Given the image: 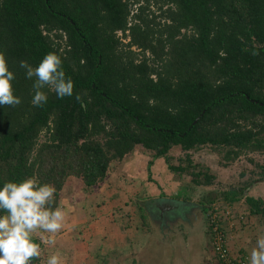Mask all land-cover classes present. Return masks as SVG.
<instances>
[{
	"label": "trees",
	"instance_id": "1",
	"mask_svg": "<svg viewBox=\"0 0 264 264\" xmlns=\"http://www.w3.org/2000/svg\"><path fill=\"white\" fill-rule=\"evenodd\" d=\"M0 51L22 98L0 107V187L35 176L61 206L70 177L97 185L138 145L167 162L180 146L189 164H170L178 174L205 146L230 162L264 153V0H0ZM50 51L83 107L47 88V103L31 104L19 63ZM202 173L191 171L195 183L211 184ZM254 180L224 198L240 200ZM245 198L264 219V200Z\"/></svg>",
	"mask_w": 264,
	"mask_h": 264
},
{
	"label": "rangeland",
	"instance_id": "2",
	"mask_svg": "<svg viewBox=\"0 0 264 264\" xmlns=\"http://www.w3.org/2000/svg\"><path fill=\"white\" fill-rule=\"evenodd\" d=\"M126 40L128 41V39ZM190 154L195 167L193 165L188 171L178 174L170 169V164H189L187 152L180 146H175L170 150L171 159L167 162L164 158L155 157L154 151L138 145L134 153L128 154L124 160L114 161L110 165L107 178L97 185L87 187L82 178L70 177L64 185L61 196V206L66 212L64 226L59 233L52 234L55 240L54 244H41L42 255L38 264H46L49 254L56 252L60 253L62 264H80L69 260L64 254L69 251V255L73 257L81 252L79 247H75V242L81 238L78 236L79 233L76 232L82 230L101 232L103 236H98V240H95V242L92 238L93 246L96 244L99 249L96 257L92 255V251L90 252L91 259H97L101 264H117L115 260L117 255L114 254V239L112 237L113 226H120L129 221L131 223V217L134 214L130 209L132 206L143 214L144 224L147 225L148 222H151L154 230L161 234L167 231L163 232L159 227L165 223L166 219L170 221L167 225L171 228L176 227V224L180 222V218H189L188 221L193 225L191 228L185 227L184 229L187 237H189L188 240H185L186 246H182L175 240L173 243L176 245L170 244L168 246L170 254L155 256V260H158L160 264H182L181 260H184L185 251L192 249L191 239L200 227L201 216H205L207 219L212 207H218L219 212L222 213L230 212L225 217L229 232L235 230L239 222L242 223L239 226L243 225V229L248 226L246 232H242V234L247 241L246 244L253 248L257 237L264 234V219L261 215L252 213L245 196H253L264 200V178L262 177V168L259 166L264 163V153L243 154L231 162L224 159V154L214 150L211 146H205L194 152L190 151ZM155 169L160 171L163 176H158ZM192 170L203 172L201 176L196 177L199 180L206 179L204 173L213 175L212 183H195L194 175L191 174ZM149 171L153 174V177L160 179L164 184L161 190L156 187L154 189L148 188V190L141 189L140 182L149 179ZM150 178L152 179V176ZM250 179H255L254 183L245 190L240 200L231 203L224 198L225 192L229 190L247 187L246 183ZM142 193L143 198L140 197ZM148 196L182 198L186 202L182 201L180 209H173L164 212V214L158 209L156 215L150 212L153 203L145 202V197ZM185 197H188V199ZM207 197H210L211 200H208ZM184 212L186 215H184ZM172 213L175 214L172 215ZM198 224L199 226L196 227ZM203 226L206 229L208 228L207 235L209 239H207V243L210 245L212 237L210 231H208V219L204 221ZM122 227L124 228L123 225ZM193 227L195 228L193 229ZM43 235L47 237L50 234L44 233ZM229 235L230 237L234 236L232 233H229ZM75 237H77V240ZM83 241H86V238ZM166 246L165 242V248ZM88 250H93V247H89ZM209 251H211L210 248ZM159 254L165 253L160 251ZM133 258H136L135 255L132 256Z\"/></svg>",
	"mask_w": 264,
	"mask_h": 264
},
{
	"label": "clouds",
	"instance_id": "3",
	"mask_svg": "<svg viewBox=\"0 0 264 264\" xmlns=\"http://www.w3.org/2000/svg\"><path fill=\"white\" fill-rule=\"evenodd\" d=\"M32 85L34 107H43L48 101L47 88L58 98L73 97L84 106L86 94L75 93L74 82L66 75L63 58L55 51L44 55L38 66L21 60ZM16 76L10 70L6 53L0 51V107H16L22 98L15 93ZM57 189L51 183H41L35 176L20 181L5 182L0 187V264H32L41 258V244H54L52 234L59 233L66 218L62 206L54 204ZM50 234L47 237L43 234ZM40 239V243L36 242ZM46 264H62L59 252L49 254ZM249 264H264V234L259 235L250 251Z\"/></svg>",
	"mask_w": 264,
	"mask_h": 264
},
{
	"label": "crops",
	"instance_id": "4",
	"mask_svg": "<svg viewBox=\"0 0 264 264\" xmlns=\"http://www.w3.org/2000/svg\"><path fill=\"white\" fill-rule=\"evenodd\" d=\"M155 170L157 171V169ZM157 175L161 176L162 174L160 171H157ZM151 176L152 179L150 178ZM149 180H152L153 182H148ZM140 185L142 187L141 189L145 190H148V188L154 189L155 187L158 190H161L164 187V184L161 182V180H158L155 176L153 177V174L150 173V171L149 179L142 180L140 182ZM158 197L148 196L147 199ZM180 199L182 198H179V200ZM186 199H188V197H186ZM207 199L209 200L210 197H207ZM204 207L203 209H205ZM130 209L131 212L134 213L133 216L130 214V216H132L131 223L129 221L128 223L121 224L120 226H113L112 237L114 239V254L117 255V259H115L117 264H136L138 262V264H160L158 260H155V256L170 254V249L168 248V246L170 244L173 246L176 245L173 243L175 240H177L182 246H186L187 243L185 242V240H188L189 237H187V234L185 233L184 229L185 227L191 228L193 226L188 221L189 218H180V222L178 221L179 223L176 224V227L173 228L167 225L170 221L166 219L164 221L165 223H163L159 227L163 230V232H165L166 230L167 231L166 233L161 234L160 232L154 230V226L151 224V222H148L147 225L143 223V214L140 211L136 210L137 208H134V206H132ZM150 212L152 214L157 215L158 209L153 205L150 207ZM184 215H186L185 212ZM201 218L202 219L200 221V227L198 228V230L195 231V235L191 239L192 249L185 251L183 256L184 260H181L182 264H219L218 259L214 254L213 248H211L212 240L210 241V245H208L207 243V239H209L207 235L208 228L206 229L205 226H203L204 221H207V219L205 216H201ZM185 222L186 224H184ZM240 224L242 223L239 222L235 230L229 232L234 234V236L230 237V245L235 253H243L249 257L252 248L246 244L247 241L242 234V232H246L248 226L244 227L243 229V225L239 226ZM122 225L124 226V228L122 227ZM197 226H199V224L196 225V227ZM194 228L195 227H193V229ZM76 233H79L78 236L81 237V240H77V237H75V239L77 240L75 242V247H79L81 252H78L76 254L77 256L75 255L73 257L72 255H69V251L66 252L64 255H66L69 260L75 261L76 263L79 262L80 264H101L99 260L97 261V259H91V256L94 255L96 257V254H98L99 249L98 245L96 246L95 244L93 246L94 243L92 242V238L95 242V240H98V236L103 237L102 233L97 231L90 232L88 230H82ZM84 238H86V241H83ZM165 242L167 245L166 248ZM89 247H93V250H88ZM209 248L211 249V251H209ZM91 251L92 255L90 253ZM160 251L164 252L165 254H159ZM133 255H135L137 259H132Z\"/></svg>",
	"mask_w": 264,
	"mask_h": 264
},
{
	"label": "built area",
	"instance_id": "5",
	"mask_svg": "<svg viewBox=\"0 0 264 264\" xmlns=\"http://www.w3.org/2000/svg\"><path fill=\"white\" fill-rule=\"evenodd\" d=\"M211 210L207 218L208 226L212 237V248L219 264H249L247 255L235 253L231 248L229 230L225 219L227 213L230 212H219L218 207H212ZM233 226L235 227L234 223Z\"/></svg>",
	"mask_w": 264,
	"mask_h": 264
},
{
	"label": "water",
	"instance_id": "6",
	"mask_svg": "<svg viewBox=\"0 0 264 264\" xmlns=\"http://www.w3.org/2000/svg\"><path fill=\"white\" fill-rule=\"evenodd\" d=\"M178 200L176 199H171V198H165V197H160L156 199H147L145 200L146 203H150L154 205L159 211L163 214L164 212L171 211L173 209H178L181 204H178ZM161 214V215H162ZM37 242V240H36ZM34 261L32 262V264Z\"/></svg>",
	"mask_w": 264,
	"mask_h": 264
},
{
	"label": "flooded vegetation",
	"instance_id": "7",
	"mask_svg": "<svg viewBox=\"0 0 264 264\" xmlns=\"http://www.w3.org/2000/svg\"><path fill=\"white\" fill-rule=\"evenodd\" d=\"M162 197V196H161ZM158 198H160V197H158ZM166 198V197H165ZM168 198H171V197H168ZM153 199H156V198H152V200ZM171 199H176V200H178L177 202H178V204H181L180 206H179V209H180V207L182 206V201L183 202H186V200H183V199H178V198H171ZM153 206V205H152ZM155 207V206H154ZM164 214V213H163ZM172 214H175V213H172Z\"/></svg>",
	"mask_w": 264,
	"mask_h": 264
}]
</instances>
